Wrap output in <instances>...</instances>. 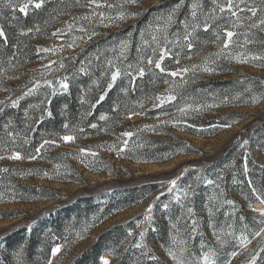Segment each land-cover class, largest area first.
Returning <instances> with one entry per match:
<instances>
[{
	"label": "rangeland",
	"instance_id": "374dc122",
	"mask_svg": "<svg viewBox=\"0 0 264 264\" xmlns=\"http://www.w3.org/2000/svg\"><path fill=\"white\" fill-rule=\"evenodd\" d=\"M218 2L226 4L227 0ZM86 3L85 10L68 16L62 30L68 35L67 39H56L49 44L51 49H41L50 50L44 51L51 58L49 63L60 53L69 55V50L75 51L89 29L99 34L91 39L92 46L105 34L130 28L116 41L93 48L88 45L86 54L89 53L84 63L100 73V82L108 79L105 86L109 91L128 73L135 78L140 76V68L145 72L151 71L147 58L156 60L162 50L166 51L161 66L166 65L168 77L163 79V86L151 94L149 104L141 107L145 113L157 111V114L146 119H141L139 114H131L125 121L108 122L96 132L81 135L78 139L67 134L74 137L70 142L62 138L52 143L44 141L37 148L39 152L26 155L24 159L21 155L20 159H12L16 152L1 155L0 239L5 229L23 220L28 240L36 224L47 220L48 208H53L50 210L53 213L65 207L71 209L78 196L113 199L123 188L145 187L151 183L159 186L156 193L96 225H65L63 234L71 239L57 244L62 246L61 251L56 257L50 254V259L54 264H71L102 232L132 221L131 235L128 233L122 242L116 259L130 249L139 252L137 264H175L168 255L169 250L179 256L180 249L184 248L182 259L185 264H202L203 253H214L210 258L215 264H250L252 257L259 253L258 260L264 254L260 251L264 245H255L244 253L250 246L249 242L241 244L237 239L240 234L219 221H212V215L232 204L226 198L229 196L227 190L216 193L212 190V182L219 183L221 187L228 184L226 176L231 162L224 157L229 148L223 149L264 112V59H251L252 56L264 57V31L248 27L253 21L264 18V0H246L247 4L260 10L251 20L244 19L251 16L250 12H238L241 21L237 27H232L236 17L227 11L221 13L212 0H138V5L125 3V0H98L101 7H96L89 0ZM193 5H197L195 18L192 16ZM173 9L176 10L175 16L165 31V18ZM121 12L125 13V19H116ZM185 23L189 26L188 31H192L193 24L199 25L189 37L193 45L191 49L187 47L189 41L184 40ZM205 23L209 25L207 31L203 27ZM225 29L235 33L227 49L223 48L227 39ZM153 36L157 39L153 40ZM69 44L73 46L69 47ZM124 44L126 48L122 47ZM222 50L224 54L217 55ZM229 52L231 55H227ZM109 61L121 70L111 89L108 83L115 67H111ZM52 68L55 67H42L22 81L36 83L35 87L16 89L10 84L4 85V88H10L0 91V101L3 102L0 109L12 105L16 99V105L31 98L37 99L35 105H43L42 100L57 95L62 87L51 88V82L43 83L47 77L54 79L56 71ZM185 68L188 71H181L175 77L168 75ZM29 89L33 91L26 95ZM170 96L175 99L169 100ZM157 97H162L164 103ZM253 97L257 98L256 103H253ZM125 132L132 135H122ZM124 141H127L126 145ZM81 149L85 151L81 152ZM244 153H255L249 141L247 145L238 147L234 159H239ZM213 154H221L217 163H212ZM198 160L204 163L193 167L191 163ZM4 169L7 171H2ZM167 174H170V179L163 181ZM172 180H176L175 186L171 184ZM18 185L45 190L50 198L19 202L15 198L21 191ZM150 205L151 212L146 213ZM261 209L257 206L254 213H260ZM98 212L94 221L98 220ZM146 214L150 219H145ZM141 232H144L143 238L140 237ZM40 240L39 236L38 242ZM137 244L142 247H137ZM226 249L230 251L226 254V261L218 263L216 259H223ZM102 258L110 261L108 256ZM10 260L18 263L16 255Z\"/></svg>",
	"mask_w": 264,
	"mask_h": 264
},
{
	"label": "trees",
	"instance_id": "16d2710c",
	"mask_svg": "<svg viewBox=\"0 0 264 264\" xmlns=\"http://www.w3.org/2000/svg\"><path fill=\"white\" fill-rule=\"evenodd\" d=\"M86 1L45 0L39 9L30 4L25 15L19 11V6L24 0H0V28L6 33V37H0V91L10 87L16 89L35 87L36 83L22 81L40 71L42 67L51 66H54L52 70L56 71L54 79L47 77L46 81L42 82H51V88L61 87L62 83L68 84L67 90L63 89L57 95L42 100L43 105H35L37 99L31 98L18 103L20 105L15 107L5 105L0 109V156L16 152L24 159L26 155H35L38 146L44 141H60L67 134H73L75 139H78L81 135L96 132L108 122L125 121L131 114H139L141 119L156 116L157 111L145 113L141 111V107L148 105L151 94L163 86V79L168 77L166 65H163L164 72H160L153 64L150 65L151 71H146L143 76L135 78L133 74L124 76L107 91L105 85L108 79L100 82V73L93 71L84 63L89 53L86 54V49L91 46L88 36L95 32L93 29L86 32V38L75 47V51L69 50L71 52L69 55L58 54L51 64L49 63L51 58L41 50L43 47L51 49L49 44L56 39H67L68 35L62 31L67 18L85 10ZM9 4L17 7L13 8ZM129 30L130 28L122 32L105 34L103 39L90 48L116 41ZM61 64L64 66L61 67ZM36 66H39L37 70L34 69ZM6 84H10V87L4 88ZM101 95L105 97L102 101ZM101 116L106 117L105 120H102ZM93 124L96 125L95 128L91 127ZM244 141H249L254 146L255 153H244L235 160L237 149ZM226 148H229V151L224 158H229L231 162L226 176L228 184L221 187L219 183L212 182V190L216 193L227 190L229 196L226 198L232 204L212 215V221H219L234 233L246 236L250 245L243 251L246 253L255 245H264V232L259 236L255 235V232L263 228V223L259 222L264 217L254 213V208L257 206L259 209L264 208V205L252 195L250 187L251 184L259 192L264 193V112L236 134L223 150ZM221 154H213L212 163H217ZM202 163L203 160H198L191 164L193 167H199ZM164 177L162 180L167 181L170 174ZM148 184L150 185L145 187L123 188L113 196V199L107 196H78L71 204V209L65 207L55 213L50 211L53 209L50 207L45 214L48 216L47 220L36 224L28 240L26 222L22 220L12 225L2 232L4 236L0 239V264H14L10 257L17 253H19V256L16 255L17 264H47L51 248L71 239L70 236L66 237L63 234L65 225L75 226L77 223L96 225L159 190L157 184ZM18 188L21 191L14 197L19 202L28 203L50 198L45 190L37 187L18 185ZM97 210L98 220L94 221ZM256 221L258 222L255 223ZM131 223L132 221L120 223L102 232L71 264H101L103 256L110 258L109 264H137L139 252L130 249L116 259L117 250L132 230ZM228 251L229 249L223 251V259L216 261L218 263L226 261ZM256 264H264V254L259 257Z\"/></svg>",
	"mask_w": 264,
	"mask_h": 264
},
{
	"label": "snow or ice",
	"instance_id": "6c2138e0",
	"mask_svg": "<svg viewBox=\"0 0 264 264\" xmlns=\"http://www.w3.org/2000/svg\"><path fill=\"white\" fill-rule=\"evenodd\" d=\"M45 0H24V3L22 5L19 6V11L21 13H24L25 15H27V12H28V9H29V5L31 4L34 8L36 9H39L42 7V5L44 4ZM89 2L91 4H95L96 7H101L102 5L98 3V0H89ZM125 3H130V4H133V5H138V0H125ZM212 3L214 5H216L217 8H219V11L221 13H224L225 11L229 12L231 14L232 17H236V20L232 22V27H237L239 26L240 24V21H241V17L238 15V12H244V11H248L251 13V16L250 17H245L244 19H248V20H251L253 17H256L257 16V13L260 9H258L257 7L255 6H252L251 4H247L246 3V0H227V3L226 4H221L218 2V0H212ZM241 5H246V7H241ZM9 6L15 8L17 7V5H12V4H9ZM109 7H112V5H109ZM179 7V5H177V8ZM196 7L197 5H193V11H192V16L193 18L196 17ZM175 9H173L172 12H170L167 17L165 18V31H166V28H167V25L171 24L172 21H173V18L175 16ZM132 15H135V14H132ZM101 17L103 19V14H101ZM83 19H89V17H83ZM111 19V18H110ZM116 19H119V20H123L125 19V13L121 12L117 17ZM105 26H108V25H105ZM261 26H264V18H261L258 22L256 21H253L252 23H250L248 25L249 28H261L262 31H264V28H262ZM69 29H71L72 25L69 24L68 25ZM188 24L185 23V31H186V35L184 36V40L185 41H189V37H191L193 35V32L195 31V29L197 27H199V25L197 24H193L192 25V31H188ZM204 30L207 31L208 30V27L209 25L207 23L204 24ZM59 31V30H58ZM81 31H85V29H81ZM157 31H160V29L158 28ZM53 35H56V33H53ZM94 35H99L98 33H91L89 36H88V39L91 40L92 39V36ZM225 35L227 37V39L224 41L223 43V48L224 49H227L229 48V45L230 43L232 42V37L235 35V33L231 30H228V29H225ZM0 37H6V33L3 31L2 28H0ZM82 38V37H81ZM217 38L219 39V35L217 36ZM157 37L156 36H153V40H156ZM253 41H246V43H251ZM69 47H72L73 45L72 44H69L68 45ZM122 47H127L126 44L122 45ZM187 47L189 49H191L193 47L192 43L189 41L188 44H187ZM43 51L47 52V51H50L49 49H43ZM154 53H155V50H153ZM221 54H224L223 53V50L221 51V53H218L217 55H221ZM167 55V52L166 51H161L159 53V58L154 60L153 57H148L147 58V62L149 65H153L155 66L156 69H160L161 72H164L165 69L161 66V61L164 60L165 56ZM227 55H231V53H227ZM251 59L253 60H260V59H264V57H261V56H252ZM239 62H246L244 60H240ZM109 65L111 67H115L114 65H112V62L109 61ZM64 65L61 64V67H63ZM150 70V69H149ZM205 71H208L207 68L204 69ZM81 71H83V69H81ZM181 71H188L187 68L185 69H177L176 71H173V72H169L168 75H171L173 77H175L179 72ZM145 73V69L144 68H140L139 69V75L140 76H143ZM121 75V70L119 69V67H115V70L111 72V82L108 83V88L111 89L113 87V84L115 83V81L117 80V78ZM128 75H131V73H128ZM61 87L65 90H67L68 88V84L67 83H62L61 84ZM33 91V89H29V92L28 93H25L26 95L27 94H30L31 92ZM55 94V92L53 93ZM104 95H101L100 96V100L102 101L104 99ZM158 100H160L161 103H164V99L162 97H157ZM169 100H172V99H175L174 96H170L168 97ZM257 102V98L256 97H253V103H256ZM0 103H3L2 101H0ZM17 104V101H12V106L15 107ZM94 107V105H93ZM181 111L183 112L184 109H181ZM49 115H51V113H49ZM102 120L105 119L106 117L104 116H101L100 117ZM65 127H67V125H65ZM91 127L95 128L96 125L93 124L91 125ZM81 131H83V129H80ZM122 135L124 136H131L132 134L130 132H125V133H122ZM62 139L65 141V142H70L74 139L73 136L71 135H66V136H63ZM45 143H52V141H45ZM124 144L126 145L127 144V141H124ZM248 144V141H244L243 144L241 145V147H243L244 145H247ZM110 147H114V146H110ZM41 148H43V145H41ZM40 149H37V152H39ZM85 150L84 149H81V152H84ZM92 155H95V153H92ZM12 159H20V155L17 154V153H14L13 156L11 157ZM33 159H35V157H32ZM247 171V169H245ZM2 171H7L6 169L2 170ZM209 183H211V181H209ZM171 184L173 186H175L176 184V180H172L171 181ZM250 187H252V195L256 198L257 201H259V203L261 205H264V193H261L259 192L254 186H252L250 184ZM186 195H188L186 193ZM159 199V198H157ZM229 203H232L231 201H229ZM165 208H167V205H165ZM151 212V205L149 206V208L146 210V213H150ZM188 212L191 213L192 212V209L189 208L188 209ZM260 217H264V208L261 209L260 213H259ZM145 219H150V217L146 214L145 216ZM261 223H264V219H262L260 221ZM195 223V222H193ZM139 226V225H138ZM193 232H195V228L192 229ZM262 232H264V228H261L259 231L255 232V235L256 236H259ZM129 235H131V233H129ZM229 235H231V233H229ZM144 236V232H141L140 233V237L143 238ZM53 239H55V237H53ZM237 239L239 240V242L241 244H245L247 243L248 241V238L246 236H244L243 234L239 237H237ZM137 247H142L141 244H137L136 245ZM61 245H56V246H53L51 248V256L52 257H56L58 253H60L61 251ZM186 249L184 248H181L180 249V255L178 256L177 253L173 250H169L168 252V255L175 261V264H185L184 260L182 259V256H183V253ZM261 252H264V248H261L260 249ZM17 256H19V253L16 254ZM109 255H111V253H109ZM215 254L214 253H203L202 255V264H215V261L213 259L210 258V256H214ZM233 255H235V253H233ZM259 255V253H257L256 255H254L251 259V262L250 264H256V260H257V256ZM47 264H54V260L52 259H49L47 261ZM101 264H109V260L108 259H104V258H101Z\"/></svg>",
	"mask_w": 264,
	"mask_h": 264
}]
</instances>
